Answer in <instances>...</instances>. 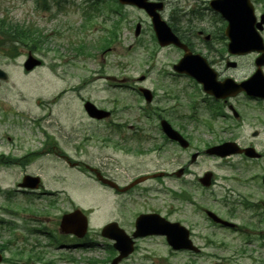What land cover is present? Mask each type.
Returning <instances> with one entry per match:
<instances>
[{"label":"flooded vegetation","instance_id":"1","mask_svg":"<svg viewBox=\"0 0 264 264\" xmlns=\"http://www.w3.org/2000/svg\"><path fill=\"white\" fill-rule=\"evenodd\" d=\"M253 3L257 15L264 14V0ZM192 21L195 26L186 35L176 30L191 52L205 60L195 77L179 74L192 83V96L185 105L189 114L184 116L178 96L171 97L173 106L158 123H114V139L104 140L129 159L146 155L153 145L159 170L130 176L134 166L115 159L113 168L124 175H111L104 164L101 169L82 164L84 170L111 180L103 185L114 195L117 205L111 209L40 206L41 196L55 193L46 184L40 160L53 156L70 163L64 148L67 127L36 119L32 128L19 124L23 128L5 130L15 123H0L5 127L0 129V264H42L41 238L60 240V249L83 251L89 256L87 264H110L119 254L114 242L120 241L132 243V251L117 264H178L168 261L178 255L187 257L184 264H264V63L260 60L264 44L256 51L232 53L227 22L220 28L201 15ZM259 32L264 43V25ZM242 66L245 70L239 74ZM259 71L262 75L256 74ZM212 74L219 87L240 83V90L219 96L207 93L201 81ZM161 119L186 141L163 132ZM217 147L223 148L208 151ZM26 176L41 181L33 187ZM136 180L140 181L133 184ZM56 208L64 211L51 215ZM76 208L85 215L82 237L59 230L61 215ZM148 214L158 215L160 226L146 235L135 221ZM108 223L114 227L113 240L103 234ZM179 240L189 241L190 247L174 249L169 244ZM150 244H160L167 256H153ZM67 262L72 260L67 257Z\"/></svg>","mask_w":264,"mask_h":264},{"label":"rangeland","instance_id":"2","mask_svg":"<svg viewBox=\"0 0 264 264\" xmlns=\"http://www.w3.org/2000/svg\"><path fill=\"white\" fill-rule=\"evenodd\" d=\"M102 1L106 3L102 7L105 13H108L109 5L115 9L116 4L119 5L117 0ZM162 1L163 19L179 34L186 35L195 26L193 18L199 15L204 20L217 23L220 28L224 27L222 18L210 8L209 0ZM82 3L87 5L83 0H0V18L37 33L33 43L39 45L37 50L21 44L17 49L0 50V68L7 74L6 79H0V122L36 120L47 112L41 123L55 122L67 127V146L64 148L77 164L83 162L99 169L104 164L107 173L124 175L118 168H113L116 162L108 156L134 166L130 176L159 170L158 155L154 153L153 145L149 146L146 155L142 153L139 158L129 159L117 153L111 142L105 143L104 138L112 139L113 134L107 126L110 123H158V116L165 115V110L173 106V102L165 97L168 91L177 95L176 100L185 106V99L191 92L190 83L182 77L174 78L167 74L181 53L175 46H159L152 37L154 33L147 15L135 7L124 5L117 10L123 17L118 24L117 38L108 44L109 30L118 17L100 13L85 22ZM137 22L141 24V31L135 37ZM188 41L195 43V40ZM30 51L43 60V65L26 72L22 64ZM244 70L242 66L238 73ZM142 75L145 78L140 81ZM140 86L154 93L151 103L147 104L138 94L137 87ZM86 100L114 111L113 117L104 122L90 120L83 110ZM2 112L6 113L4 117ZM11 112L23 113L25 117L11 115ZM22 124L30 123L23 120ZM10 128L19 129L17 124L7 129L0 127ZM39 164L46 184L53 187L51 175L54 174V187L67 194L58 199L57 206H103L111 209L117 205L112 192L95 183L86 172L70 169L53 156L41 159ZM1 173L0 176L3 175ZM40 206L49 205L41 200ZM61 211L52 209L50 214ZM152 250L155 255L167 256L161 246ZM168 261L184 264L188 259L185 255H178L168 258Z\"/></svg>","mask_w":264,"mask_h":264},{"label":"water","instance_id":"3","mask_svg":"<svg viewBox=\"0 0 264 264\" xmlns=\"http://www.w3.org/2000/svg\"><path fill=\"white\" fill-rule=\"evenodd\" d=\"M121 1L125 2V3L135 4L138 7L144 8L149 12V14L152 16L155 33H156L157 38L159 40V43L161 45H165V44H168L171 42H173L175 44L179 43L177 38L171 33L170 29L167 27V25L163 21H161L159 16L155 13V8H156L155 4L149 3L146 0H121ZM240 3L243 4L241 8L239 7ZM211 5L216 10H219L223 14V16L228 17V18H230L231 16H232V18H234L238 11H240L239 15L241 14L242 18H244V19H247L250 21L251 18H253L252 7H251L248 0H212ZM158 8H160V7H158ZM249 28H250V23H249ZM248 33H250V32L248 31ZM242 35L244 37H247V43L249 45H251V46L245 48V51L255 49V40H252L249 43L250 39H252V35H248L244 31H242ZM230 36L233 37L232 43H234L237 40V34L232 33ZM238 36H240V35H238ZM229 47L230 48L232 47L231 43H230ZM194 58L195 57H193L192 55L187 54L184 57V59L180 60V62L174 66V68L178 71L187 70L189 72H192V69L189 67L191 66V63L194 60ZM40 63H41L40 60H38L37 58H35L31 54H29L27 60L24 62V68L26 70H30L34 66L39 65ZM0 77L1 78L6 77L5 72H3L2 70H0ZM143 93L145 95L146 100L149 101L151 98L149 91L147 89H143ZM84 108H85L87 114L90 117H94V118H103L109 114V112L97 108L93 103H91L89 101L85 102ZM161 123H162L163 129L165 131H167V133L171 137L181 139V137L173 129H171V127L169 126V124L166 121L163 120V121H161ZM70 217H71L70 215L68 217H67V215H64L62 217L61 228L63 231H66V232L72 231V229L69 228V225H67V221L69 220ZM148 218L149 217H145V219H148ZM143 220L144 219H142V217H141L139 222H137V225H140V226L148 229L147 233L154 232L155 229L153 228V224L151 222L145 223ZM81 223H82V221H81ZM80 226H84L83 223L80 224ZM111 228H110V225H107L104 230L107 231ZM106 233L107 232H105V235H107ZM128 251H129V249H127L123 255H125Z\"/></svg>","mask_w":264,"mask_h":264},{"label":"trees","instance_id":"4","mask_svg":"<svg viewBox=\"0 0 264 264\" xmlns=\"http://www.w3.org/2000/svg\"><path fill=\"white\" fill-rule=\"evenodd\" d=\"M90 4L96 3L93 0H88ZM4 23V22H3ZM0 22V35L7 38L9 41H22L24 43H27L29 45L34 44L33 41L35 40V37L37 35H34L35 32H31L26 28H23L22 26L18 24H11V23H4L7 25V28L5 29L4 24ZM34 36V37H33ZM33 37V38H32ZM33 48V46H31Z\"/></svg>","mask_w":264,"mask_h":264}]
</instances>
